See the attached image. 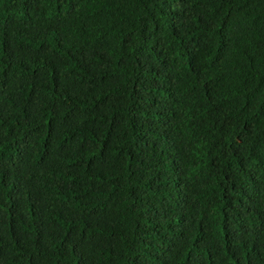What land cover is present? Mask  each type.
<instances>
[{
    "label": "trees",
    "instance_id": "16d2710c",
    "mask_svg": "<svg viewBox=\"0 0 264 264\" xmlns=\"http://www.w3.org/2000/svg\"><path fill=\"white\" fill-rule=\"evenodd\" d=\"M0 264H264V0H0Z\"/></svg>",
    "mask_w": 264,
    "mask_h": 264
}]
</instances>
